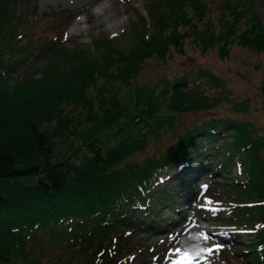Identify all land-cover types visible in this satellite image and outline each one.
I'll use <instances>...</instances> for the list:
<instances>
[{"label": "trees", "instance_id": "trees-1", "mask_svg": "<svg viewBox=\"0 0 264 264\" xmlns=\"http://www.w3.org/2000/svg\"><path fill=\"white\" fill-rule=\"evenodd\" d=\"M192 1L198 8L199 4ZM202 3L200 0V7ZM183 15L175 13L178 16L175 19L169 14L160 19L157 36L145 41L137 55L133 53L127 57L119 53L118 58L107 65L110 71L105 73H100L95 65L84 63L77 66L79 63L75 57L65 59V65L70 63L75 67L59 72L58 76L52 75L53 80L62 79L59 83L73 85L52 99L50 106L55 109L50 112V118L47 119L49 113L45 111L35 108L32 112L30 109L26 110L24 126L13 127L14 130L27 131L33 150L26 154L17 146L8 147L0 143V264H153L162 256L165 259L166 239L154 244L149 241L152 236L156 239H160V235L167 236L163 233L172 227L174 219L186 217L188 208L180 203L181 195L187 197L201 168L210 170L208 159L212 164L219 154V150L209 143L226 136L229 140L221 152V167L217 168L221 170L237 165L241 178L217 180L214 186L207 188L206 195L216 198L212 204L221 206L214 214L220 221L252 228L255 239L246 244L249 249L237 252L251 264H264V204L256 202L257 196L264 197V149L260 150L259 143H264V136L251 135L247 121L226 116L206 118L181 133L167 151L154 150L144 158H133L137 153L147 152L151 134L160 137L161 130L180 113L214 106L215 101L208 97H195L194 87L199 86L201 79L186 82V76H181L172 82L170 78L163 77L160 84L143 83L137 87L135 98L124 99V104L119 101L118 106L110 105V111L104 110V115L96 113L90 98L86 102L81 100L82 95L96 85L100 75L127 81L152 54L164 56L163 59L167 60L172 57V47L184 53L185 41L195 35L191 29L196 28V21L189 22ZM152 17L156 19L158 15L152 14ZM185 22L189 23L187 29L178 30V24L185 25ZM171 24L173 28H170ZM256 24L259 32L253 35V41L264 47V25ZM228 31L234 34L231 26ZM229 33L210 31L204 37L196 35L197 43L206 50L221 41L219 51L227 55L229 51L223 49L222 44L227 40L233 41V35L231 37ZM164 35H167L165 44H158ZM6 44L9 48L4 49L5 45L0 43L3 53L0 56V77L23 66L25 55H29L27 51L22 53L25 55H18L13 52L16 49L12 47L13 43L8 41ZM33 73L21 76L17 82L33 86ZM100 91H103L102 87H99ZM142 92L147 98L144 105L140 101ZM168 92L170 99L167 100ZM75 99L82 103L81 110L88 112L78 119L77 125H73L74 111L70 112L63 106L64 102L77 103ZM134 105L139 107L138 112L132 111ZM155 115L166 120L154 119ZM97 121L104 124L111 121L115 128L117 125L105 144L97 137H88L84 139V146L90 152L80 156L78 145L67 147L61 145L63 142L58 143V139L83 137L85 129ZM43 122H48L51 129ZM133 122H139L140 126L133 128ZM128 123L131 128L126 127ZM199 135L204 141L198 138ZM195 146L197 151L193 150ZM175 161H178L175 169H181L182 165V169L186 168L189 173L187 179L179 180L171 187L162 185L160 192L155 194L159 175L168 171ZM179 176L178 173L175 178ZM165 205L168 212L158 213V208ZM225 208L229 213H223ZM200 211L210 213L212 210L202 207ZM223 214L228 217H222ZM230 237L236 239L239 235ZM218 239L222 238L218 236ZM53 243L61 244L66 250H78L79 256L61 252L55 255L56 259L45 258L48 252L50 256L54 253ZM159 246L163 247L158 249ZM91 251L97 253V260L94 256L88 262L87 255Z\"/></svg>", "mask_w": 264, "mask_h": 264}, {"label": "rangeland", "instance_id": "rangeland-1", "mask_svg": "<svg viewBox=\"0 0 264 264\" xmlns=\"http://www.w3.org/2000/svg\"><path fill=\"white\" fill-rule=\"evenodd\" d=\"M105 1L108 0H90V2L89 0H0V43L5 45L4 49L9 48L6 44L8 41L13 43L12 47L16 48L13 52L18 55H25L22 54L24 51L29 53L25 55L26 61L23 66L0 77V143L2 145L17 146L26 154L33 150L27 131L14 130L13 127L24 126L26 110L30 109L32 112L35 108L38 111H45L49 113L47 119L50 118V112H54L55 109L54 106L53 108L50 106L52 99L73 85L59 83L62 79L57 82L53 80L52 75L58 76L59 72L75 67L70 63L65 65V59L75 57L79 63L76 64L77 66L85 63L97 66L100 73L110 71L107 65L117 59L119 53L127 57L133 53L137 55L136 52L141 50L145 41L151 36L158 35L160 27L157 22L169 14L176 19L178 16H175V13L185 14L183 16L189 22L196 21V28L191 29L195 35L185 41L184 53H179L172 47V57L167 60L163 59L164 56L152 54L146 57L136 73L127 81L100 75L96 85L91 86L88 92L82 95L81 100L86 102L90 98L96 113L104 115L102 114L104 110L110 111L108 108L110 105L118 106L120 102L125 103L124 99L135 98L137 87L143 83L160 84L163 77L170 78L172 82L181 76H186V82L201 79L199 86L194 87L195 97H208L215 101L214 106L180 113L170 125L161 130L160 137L151 134L147 152L137 153L133 157L136 159L144 158L154 150L167 151L181 133L206 118L226 116L238 121L245 120L249 123L251 135L264 136V89H262L264 47L257 46L253 41V35H258L259 32V29L256 31L258 27L256 23L264 25V0H201L203 2L201 7L200 0H194V4H199L198 8L193 6L192 0H109L108 12L101 18L97 16V10ZM199 8L201 11L198 12ZM152 14L158 15V18L153 19ZM207 22L209 23L206 24ZM188 24L180 23L177 28L182 31L187 29ZM229 24L234 34L229 33ZM207 27L210 29L207 30ZM170 28H173V24ZM168 31L169 29L165 34ZM210 31L215 34L227 31L231 37L233 35V41L227 40L222 44L223 49L229 51L227 55H222L219 51L221 41L206 50L197 43L196 35L204 37L210 34ZM166 37L167 35H164L159 39L158 44H165ZM2 54L0 49V56ZM32 73L31 79L35 82L33 86L17 82L21 76ZM98 86L102 87L103 91L99 92ZM147 93L149 91H146ZM169 95L170 92L166 97L167 100L170 99ZM146 99L142 92L140 97L142 105L146 104ZM75 101L77 102V99ZM63 106L70 112L74 111L73 125H77L78 119L88 114L86 110H81L80 101L64 102ZM132 111L138 112L139 107L132 106ZM153 118L162 122L166 120L161 115H155ZM16 123L18 124L15 125ZM43 123L51 129L48 122ZM132 126L136 129L140 123L133 122ZM126 127L131 128V124L128 123ZM115 129L117 125L116 128L111 126V121L108 124L97 121L85 129L83 137L67 140L63 138L57 141L63 142L64 144L61 145L67 147L78 145L77 149H80L81 153L80 151L79 153L82 156L90 152L89 148L84 146V139L97 137L98 141L104 140L103 144H105ZM198 138L204 141L201 135ZM226 140H229L228 136L209 143L219 150L212 164L208 159L209 168L212 170L207 176L205 174L202 176L204 179L207 177L206 180L212 186L217 180L235 181L241 178L238 175L237 165L225 167L219 173L214 169L218 160H222L221 152ZM259 143L260 150L264 149V143ZM193 150L197 151L198 147L195 146ZM178 161H175L168 171L159 175L160 182L156 180L158 189L155 194L160 192L162 185L171 187L179 180L187 179L189 173L186 168L182 169L181 166V169H175ZM178 173L180 176L175 178ZM191 185L192 190L189 194L198 190L197 184ZM219 189L220 187L217 188L218 192ZM200 193L201 197L206 194L203 189H200ZM181 196L183 199L180 203H184L187 197L185 194ZM256 198L257 203L264 204V197ZM166 208L167 205L161 207L162 210L158 208L157 212L163 215L168 212L165 211ZM201 217L199 222H192L193 224L187 227L175 230L178 225L163 233L167 234L165 238L169 243L165 252L167 258L158 260V264H251L242 253L237 251L249 249L246 248V244L255 239L253 235L240 236L237 240L238 245L219 244L215 241L214 232L223 228L220 221L210 215ZM160 236V239L152 236L149 242H152L151 244L157 241L163 242L162 237L165 235ZM52 246L55 249L54 253L50 256L51 253L48 252L45 258H54L61 252L69 256H79L78 250H66L59 243H53ZM170 248H172L171 252ZM94 256L98 255L91 251L87 255L88 262ZM151 258L153 259L152 256Z\"/></svg>", "mask_w": 264, "mask_h": 264}, {"label": "bare ground", "instance_id": "bare-ground-1", "mask_svg": "<svg viewBox=\"0 0 264 264\" xmlns=\"http://www.w3.org/2000/svg\"><path fill=\"white\" fill-rule=\"evenodd\" d=\"M81 1H86V0H81ZM108 1H105L102 5L99 6V8L97 10V12H98L97 16H100L102 18V16H104L108 12ZM89 2H90V0H89ZM78 21H80V20H78Z\"/></svg>", "mask_w": 264, "mask_h": 264}]
</instances>
